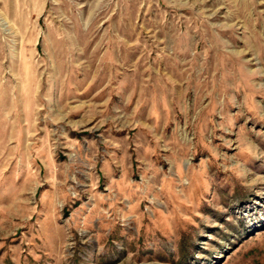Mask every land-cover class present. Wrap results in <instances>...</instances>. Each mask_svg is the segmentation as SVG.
I'll return each mask as SVG.
<instances>
[{
    "label": "rangeland",
    "instance_id": "1",
    "mask_svg": "<svg viewBox=\"0 0 264 264\" xmlns=\"http://www.w3.org/2000/svg\"><path fill=\"white\" fill-rule=\"evenodd\" d=\"M0 264H264V0H0Z\"/></svg>",
    "mask_w": 264,
    "mask_h": 264
}]
</instances>
